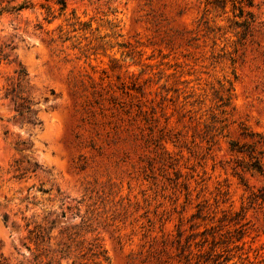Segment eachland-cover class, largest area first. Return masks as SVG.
I'll return each mask as SVG.
<instances>
[{
  "label": "rangeland",
  "instance_id": "374dc122",
  "mask_svg": "<svg viewBox=\"0 0 264 264\" xmlns=\"http://www.w3.org/2000/svg\"><path fill=\"white\" fill-rule=\"evenodd\" d=\"M4 213L0 264H264V0H0Z\"/></svg>",
  "mask_w": 264,
  "mask_h": 264
},
{
  "label": "trees",
  "instance_id": "16d2710c",
  "mask_svg": "<svg viewBox=\"0 0 264 264\" xmlns=\"http://www.w3.org/2000/svg\"><path fill=\"white\" fill-rule=\"evenodd\" d=\"M65 6V3H63V8H65ZM24 7V5H21L17 9H22ZM25 75L26 73L24 69H22L20 71L19 78L24 79ZM26 101V98L22 95H16L15 97L16 111L22 117H24L25 114L33 113L31 106L27 105ZM65 215L66 213L63 211V216ZM0 220L7 225L10 222V215L8 213H4L2 216L0 215ZM25 227L27 231V241H25L24 245L29 250L30 254L28 257H24L20 264H55L64 256H70L69 251L71 243H73L78 236L75 235L76 233L71 231L72 229H75V227H72L71 229L68 227L61 228L59 234L63 238H66V240H58L57 247L52 249L50 243L52 236L50 233L54 228V225H50V221L47 217L42 218L40 221H27L25 223ZM89 252L92 253L91 256L101 255L104 256V258H107L105 257L106 250L96 251L94 247H89ZM87 253L88 252H86L85 255Z\"/></svg>",
  "mask_w": 264,
  "mask_h": 264
}]
</instances>
